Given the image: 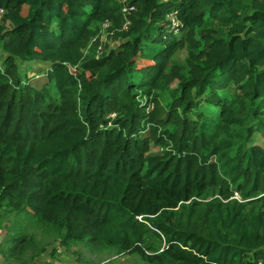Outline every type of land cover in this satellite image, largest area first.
<instances>
[{
	"label": "trees",
	"instance_id": "1",
	"mask_svg": "<svg viewBox=\"0 0 264 264\" xmlns=\"http://www.w3.org/2000/svg\"><path fill=\"white\" fill-rule=\"evenodd\" d=\"M0 11V206L66 247L264 264V147L250 143L264 138V0H0ZM105 23L119 44L98 51ZM32 62L46 66L41 86L20 73ZM26 226L5 255L31 245Z\"/></svg>",
	"mask_w": 264,
	"mask_h": 264
},
{
	"label": "rangeland",
	"instance_id": "2",
	"mask_svg": "<svg viewBox=\"0 0 264 264\" xmlns=\"http://www.w3.org/2000/svg\"><path fill=\"white\" fill-rule=\"evenodd\" d=\"M7 25L9 24L7 23ZM100 27V35L93 42L95 43L98 41V51L105 50V45L116 48L119 42L112 40L114 32L109 30L110 26L106 27L105 24H103ZM183 35L184 34H180V36ZM150 47L152 49L149 50H155L158 52L159 49H161V43L159 41L152 42ZM187 59L188 53L186 50H183L175 55L173 61L175 63L184 64ZM24 70L28 72L30 77L38 78L36 81L38 83L37 86H41L43 85V82H47V70L44 64L39 65L34 62L20 63V73L22 75L26 72ZM250 143L251 145L264 147V138L260 134H256ZM156 152L157 148L152 147V153ZM22 223L27 225L24 227V232L30 238L31 245L19 246L16 248L14 253L15 257L7 256L2 252V250H4V245H6L5 241L7 239V235L11 230L14 231L15 226ZM0 245L2 246H0V264H31L34 257L36 258L35 264H49L53 260L61 261L60 263L67 261V264H113L114 262V264H129L128 262L132 259H137V256L120 257L114 250H91L81 244L66 247L61 244L60 235L57 232L39 223H25L23 218L16 217L7 212L6 204L0 206ZM126 260H128L127 263L125 262Z\"/></svg>",
	"mask_w": 264,
	"mask_h": 264
},
{
	"label": "crops",
	"instance_id": "3",
	"mask_svg": "<svg viewBox=\"0 0 264 264\" xmlns=\"http://www.w3.org/2000/svg\"><path fill=\"white\" fill-rule=\"evenodd\" d=\"M120 257H123V256H120ZM133 258H135V257H133ZM136 258H137L136 260H133V259H132V260L129 261L128 263H129V264H146V263L143 262L142 259H140L139 257H136ZM126 259H127V258H126ZM127 261H128V260H126L125 262L127 263ZM52 262H53V263H56V264H67V263H66L67 261H64L63 263H60L61 261H55V260H53ZM114 263H115V262H114ZM114 263H113V264H114Z\"/></svg>",
	"mask_w": 264,
	"mask_h": 264
},
{
	"label": "built area",
	"instance_id": "4",
	"mask_svg": "<svg viewBox=\"0 0 264 264\" xmlns=\"http://www.w3.org/2000/svg\"><path fill=\"white\" fill-rule=\"evenodd\" d=\"M118 1H119V2H123V3H126V2H127V0H123V1L118 0ZM126 10H132V8H130V9H127V8H126L125 11H126ZM2 12H3V11H0V13H2ZM173 17H174V16H172L171 18L173 19ZM173 21H175V20L173 19ZM173 25H174L173 28H174V30H175L176 33H177V31H178V26L180 25V23H179V22H175ZM105 26H106V27H109L110 25H109V23H105ZM0 67H1V66H0ZM112 117H113V116H112ZM50 264H56V263H53V262H52V263H50Z\"/></svg>",
	"mask_w": 264,
	"mask_h": 264
}]
</instances>
